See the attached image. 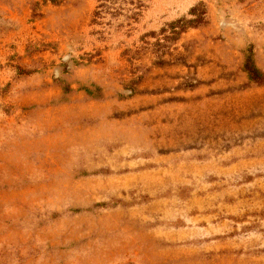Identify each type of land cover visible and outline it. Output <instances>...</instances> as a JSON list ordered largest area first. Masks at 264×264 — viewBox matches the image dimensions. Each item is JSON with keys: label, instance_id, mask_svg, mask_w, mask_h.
Wrapping results in <instances>:
<instances>
[{"label": "rangeland", "instance_id": "obj_1", "mask_svg": "<svg viewBox=\"0 0 264 264\" xmlns=\"http://www.w3.org/2000/svg\"><path fill=\"white\" fill-rule=\"evenodd\" d=\"M0 264H264V0H0Z\"/></svg>", "mask_w": 264, "mask_h": 264}, {"label": "trees", "instance_id": "obj_2", "mask_svg": "<svg viewBox=\"0 0 264 264\" xmlns=\"http://www.w3.org/2000/svg\"><path fill=\"white\" fill-rule=\"evenodd\" d=\"M189 13L194 16L193 19H189V20L179 19L169 24V27L171 28L173 34H177L175 32L176 28L179 31H182L183 29L188 27H195L203 21L204 18L203 9H201L200 11L199 7H193L192 9H190ZM245 71L247 72L249 79L253 81L258 80V78L261 76L259 71L255 68V66L251 63L250 60H246Z\"/></svg>", "mask_w": 264, "mask_h": 264}]
</instances>
